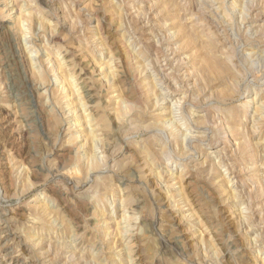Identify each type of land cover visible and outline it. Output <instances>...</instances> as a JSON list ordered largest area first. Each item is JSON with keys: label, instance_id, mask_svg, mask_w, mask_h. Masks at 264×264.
Listing matches in <instances>:
<instances>
[{"label": "rangeland", "instance_id": "obj_1", "mask_svg": "<svg viewBox=\"0 0 264 264\" xmlns=\"http://www.w3.org/2000/svg\"><path fill=\"white\" fill-rule=\"evenodd\" d=\"M0 264H264V0H0Z\"/></svg>", "mask_w": 264, "mask_h": 264}]
</instances>
